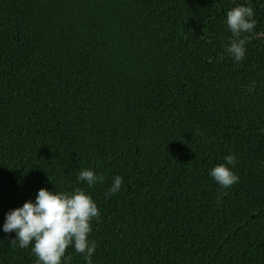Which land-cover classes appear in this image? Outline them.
I'll use <instances>...</instances> for the list:
<instances>
[{"label":"trees","instance_id":"1","mask_svg":"<svg viewBox=\"0 0 264 264\" xmlns=\"http://www.w3.org/2000/svg\"><path fill=\"white\" fill-rule=\"evenodd\" d=\"M41 188L96 203L92 264H264V0H0V264H36L3 225Z\"/></svg>","mask_w":264,"mask_h":264},{"label":"clouds","instance_id":"2","mask_svg":"<svg viewBox=\"0 0 264 264\" xmlns=\"http://www.w3.org/2000/svg\"><path fill=\"white\" fill-rule=\"evenodd\" d=\"M226 23L232 33L228 53L239 62L245 57V45L250 39L256 25L254 9L251 6H236L227 12ZM226 163L215 166L211 177L221 188H229L238 182L239 177L231 171L228 165L235 166V155H228ZM89 187L96 183H103L104 176L97 175L93 170L84 169L77 177ZM50 180V179H49ZM123 183L120 176H116L106 196L117 193ZM100 212L89 194L77 188L71 194L52 192L41 188L35 203L27 201L22 207L10 211L6 216L3 231H15L16 240L21 248L32 245V252L37 257L36 264H67L71 256H66V250L71 246L78 254H82L87 264H92L97 244L88 239L93 220L99 221Z\"/></svg>","mask_w":264,"mask_h":264}]
</instances>
